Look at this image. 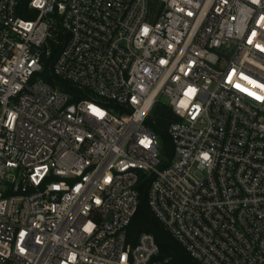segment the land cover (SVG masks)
<instances>
[{
    "label": "built area",
    "instance_id": "2783aa9c",
    "mask_svg": "<svg viewBox=\"0 0 264 264\" xmlns=\"http://www.w3.org/2000/svg\"><path fill=\"white\" fill-rule=\"evenodd\" d=\"M141 173L190 258L264 264V0H0V264H168Z\"/></svg>",
    "mask_w": 264,
    "mask_h": 264
},
{
    "label": "trees",
    "instance_id": "16d2710c",
    "mask_svg": "<svg viewBox=\"0 0 264 264\" xmlns=\"http://www.w3.org/2000/svg\"><path fill=\"white\" fill-rule=\"evenodd\" d=\"M66 90L69 87L65 86ZM175 120L170 109L163 104H156L146 125L159 138L160 152L163 158L171 156V144L167 134L169 124ZM151 177L141 173L138 185L139 202L134 216L127 227V241L134 244L140 233H149L158 246L159 258H168V264H199L190 258L184 249L171 237L163 225L153 216L147 204V190Z\"/></svg>",
    "mask_w": 264,
    "mask_h": 264
},
{
    "label": "rangeland",
    "instance_id": "374dc122",
    "mask_svg": "<svg viewBox=\"0 0 264 264\" xmlns=\"http://www.w3.org/2000/svg\"><path fill=\"white\" fill-rule=\"evenodd\" d=\"M162 102H163V100H162Z\"/></svg>",
    "mask_w": 264,
    "mask_h": 264
}]
</instances>
